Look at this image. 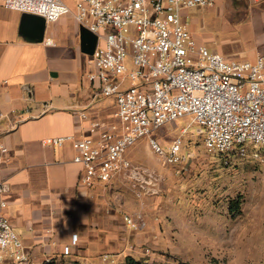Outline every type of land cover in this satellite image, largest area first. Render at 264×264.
<instances>
[{
  "label": "built area",
  "instance_id": "2783aa9c",
  "mask_svg": "<svg viewBox=\"0 0 264 264\" xmlns=\"http://www.w3.org/2000/svg\"><path fill=\"white\" fill-rule=\"evenodd\" d=\"M218 1L77 0L73 11L62 0H3L6 9L38 15L47 22L72 14L100 40L92 57L96 70L87 78L99 96L115 99V121L92 122L86 137L43 141L46 147L73 145L74 162L83 169L82 187L93 191L130 177L133 165L127 151L153 130L186 116L202 126L199 133L212 154L244 158L252 149L264 151V55L250 61L212 53L196 42L183 22L186 11L212 7ZM149 144L166 164L180 165L191 158L182 152L181 137L168 150L153 138ZM7 154L8 148L0 144V162ZM8 191V185L0 183V198ZM6 206L0 203L2 209ZM126 223L135 226L132 218ZM72 247H65L64 255H71ZM3 261L36 264L8 218L0 214ZM99 264L115 261L104 254Z\"/></svg>",
  "mask_w": 264,
  "mask_h": 264
},
{
  "label": "crops",
  "instance_id": "0c3cea01",
  "mask_svg": "<svg viewBox=\"0 0 264 264\" xmlns=\"http://www.w3.org/2000/svg\"><path fill=\"white\" fill-rule=\"evenodd\" d=\"M62 1L75 11L77 0ZM227 6L249 13L243 20L252 50L242 56L255 61L264 55V0H219L207 10L223 13ZM194 10L184 13L187 28ZM22 17L0 0V144L8 148L0 162V183L9 188L0 198L7 204L0 214L36 264H99L104 254L119 261L121 256L113 255H122L126 247L119 240L121 218L112 213L109 197L99 194L108 185L93 191L81 186L83 169L74 162L71 143L43 145L48 138L89 136L92 122L115 121V100L99 96L87 78L96 70L92 57L100 40L72 14L47 22L44 34L23 27ZM190 32L208 48L199 30ZM210 51L227 59L241 57L235 50ZM73 234L78 242L72 247ZM68 246L72 254L66 256Z\"/></svg>",
  "mask_w": 264,
  "mask_h": 264
},
{
  "label": "rangeland",
  "instance_id": "374dc122",
  "mask_svg": "<svg viewBox=\"0 0 264 264\" xmlns=\"http://www.w3.org/2000/svg\"><path fill=\"white\" fill-rule=\"evenodd\" d=\"M194 9L188 30H199L210 50H235L238 60L252 50L243 20L249 13H236L230 6L223 13ZM201 128L186 116L153 130L127 151L133 165L130 177L100 191L122 222L119 240L126 247L122 255H113L121 256L115 264L128 257L145 264H264V151L222 158L207 151ZM179 137L182 152L191 155L180 165L166 164L149 144L153 138L168 150ZM234 202L240 205L236 214ZM126 218L135 226L129 227Z\"/></svg>",
  "mask_w": 264,
  "mask_h": 264
},
{
  "label": "water",
  "instance_id": "95a60500",
  "mask_svg": "<svg viewBox=\"0 0 264 264\" xmlns=\"http://www.w3.org/2000/svg\"><path fill=\"white\" fill-rule=\"evenodd\" d=\"M22 26L34 32L44 34L47 27V21L41 16L24 13L22 17ZM84 33L85 35L90 36L89 31H85Z\"/></svg>",
  "mask_w": 264,
  "mask_h": 264
},
{
  "label": "trees",
  "instance_id": "16d2710c",
  "mask_svg": "<svg viewBox=\"0 0 264 264\" xmlns=\"http://www.w3.org/2000/svg\"><path fill=\"white\" fill-rule=\"evenodd\" d=\"M221 156L223 158V156H226V155H221ZM230 157H232V156H226L224 158L230 159ZM232 205L234 206L232 208V212L235 213V214L238 213L239 212V209H240L239 203L236 204V202H234ZM124 264H145V263H143L142 261H139V260L135 259L134 257H128L126 259V261H125Z\"/></svg>",
  "mask_w": 264,
  "mask_h": 264
},
{
  "label": "clouds",
  "instance_id": "9594fccd",
  "mask_svg": "<svg viewBox=\"0 0 264 264\" xmlns=\"http://www.w3.org/2000/svg\"><path fill=\"white\" fill-rule=\"evenodd\" d=\"M76 239H77L76 235L73 234V241L75 242Z\"/></svg>",
  "mask_w": 264,
  "mask_h": 264
}]
</instances>
